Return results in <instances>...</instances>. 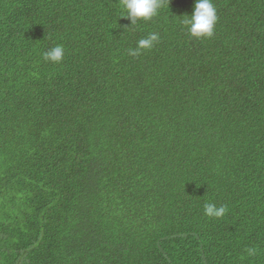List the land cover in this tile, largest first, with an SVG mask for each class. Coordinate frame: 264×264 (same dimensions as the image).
I'll return each mask as SVG.
<instances>
[{"label":"trees","instance_id":"trees-1","mask_svg":"<svg viewBox=\"0 0 264 264\" xmlns=\"http://www.w3.org/2000/svg\"><path fill=\"white\" fill-rule=\"evenodd\" d=\"M212 3L0 0V264H264V0Z\"/></svg>","mask_w":264,"mask_h":264},{"label":"clouds","instance_id":"clouds-1","mask_svg":"<svg viewBox=\"0 0 264 264\" xmlns=\"http://www.w3.org/2000/svg\"><path fill=\"white\" fill-rule=\"evenodd\" d=\"M170 0H119L123 9L121 17L131 21L133 28L140 21H150L158 14V10ZM218 20L216 9L212 0H195L194 10L191 16H184L182 23L187 27L188 33L194 38H207L213 35L215 24ZM159 40L157 33H151L146 38L137 42L134 50H129L132 56H138L142 50L151 49L154 43ZM44 59L51 63H59L64 58V49L62 45H56L44 52ZM205 215L210 218H221L227 212L225 206L217 207L215 204H206L204 208ZM248 255H255L254 248L247 249Z\"/></svg>","mask_w":264,"mask_h":264}]
</instances>
